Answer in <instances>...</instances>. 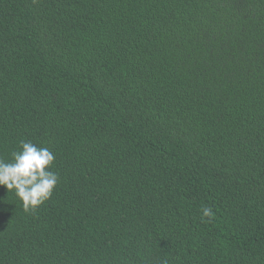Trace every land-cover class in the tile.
Returning a JSON list of instances; mask_svg holds the SVG:
<instances>
[{
	"label": "trees",
	"instance_id": "trees-1",
	"mask_svg": "<svg viewBox=\"0 0 264 264\" xmlns=\"http://www.w3.org/2000/svg\"><path fill=\"white\" fill-rule=\"evenodd\" d=\"M22 141L59 180L0 186V264H264V0H0Z\"/></svg>",
	"mask_w": 264,
	"mask_h": 264
},
{
	"label": "clouds",
	"instance_id": "clouds-1",
	"mask_svg": "<svg viewBox=\"0 0 264 264\" xmlns=\"http://www.w3.org/2000/svg\"><path fill=\"white\" fill-rule=\"evenodd\" d=\"M19 151L12 153V162L0 158V186L14 190L25 211H35L49 200L59 177L51 171L55 154L31 141H22ZM212 209H203L204 217H211Z\"/></svg>",
	"mask_w": 264,
	"mask_h": 264
}]
</instances>
